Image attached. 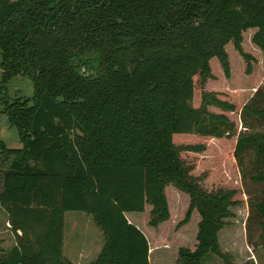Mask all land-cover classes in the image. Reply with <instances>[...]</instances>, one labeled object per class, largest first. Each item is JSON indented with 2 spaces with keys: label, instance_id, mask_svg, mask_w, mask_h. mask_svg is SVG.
Wrapping results in <instances>:
<instances>
[{
  "label": "trees",
  "instance_id": "1",
  "mask_svg": "<svg viewBox=\"0 0 264 264\" xmlns=\"http://www.w3.org/2000/svg\"><path fill=\"white\" fill-rule=\"evenodd\" d=\"M247 28L264 56V0H0V88L16 74L33 86L31 98L0 97L21 143L0 140L11 156L0 205L15 236L0 246V264H72L62 253L66 210L89 214L101 232L89 264H149L153 230L144 220L152 228L168 220L169 184L187 195L175 227L191 229L173 264H201L206 252L247 264L217 238L240 202L237 189L206 188L204 173L180 156L204 144L174 140L234 136L245 242L263 245L264 81L240 106L237 130L225 113L234 103L216 91L203 89L191 103L192 77L201 85L213 77L212 58L229 75L226 44L250 72Z\"/></svg>",
  "mask_w": 264,
  "mask_h": 264
},
{
  "label": "rangeland",
  "instance_id": "2",
  "mask_svg": "<svg viewBox=\"0 0 264 264\" xmlns=\"http://www.w3.org/2000/svg\"><path fill=\"white\" fill-rule=\"evenodd\" d=\"M252 30V28L243 30L241 41L242 48L248 51L254 58L251 61L250 72L246 73L244 71V61L232 49L231 43H229L226 44L229 61V75L227 77L222 74L220 65L215 58H212L209 62L210 72L213 77L207 78L202 85L199 83L196 74L192 77L194 84L191 103L193 105L198 104L200 91L203 89L216 91L219 97L228 99L234 103V110L225 111V113L234 121L236 130L240 128V106L251 95L254 88L261 85L264 81V56L261 55L260 51L250 41ZM32 93V81L23 74L12 76L6 84V88H0V97L6 94L8 98L18 96L31 98ZM208 108L219 111L214 106H208ZM0 140H3L10 147H18L21 144L16 127L8 122L7 116L3 112L1 101ZM174 140L176 142L193 140L204 144L202 150L197 152L181 151L180 156L184 161L192 165L191 172L193 174L204 173L206 177L204 186L206 188L226 186L237 189L235 196L240 199V202L230 207L233 214L225 218L227 220L226 224L217 231L220 249L230 253L232 260L235 262L247 261V264H264V244L252 248L245 242L244 222L247 214V202L246 194L241 192L239 174L231 155L234 136L230 138L207 136L182 138L181 135H178L174 137ZM10 159L11 156L5 155L0 147V189L2 187V173L8 166ZM165 195L170 208L168 220H164L154 228L147 225L146 220H144L145 225L153 230L151 238L148 237L149 264H173L177 246L181 245L183 241V243L188 242L185 239L183 240V237L189 236L191 231L190 228H183L181 225L175 227V222L182 216L181 212L186 206L187 195L170 184L165 187ZM139 217H147V211L140 212ZM10 225L7 213L0 205V246L5 249L15 242L14 232ZM97 231L100 232L89 214L78 210L64 211L63 255L68 260L70 259L72 264H89L100 248L95 250L98 243L97 239L99 240ZM79 250L84 251L82 257H79ZM201 264L225 263L214 253L206 252L201 259Z\"/></svg>",
  "mask_w": 264,
  "mask_h": 264
},
{
  "label": "crops",
  "instance_id": "3",
  "mask_svg": "<svg viewBox=\"0 0 264 264\" xmlns=\"http://www.w3.org/2000/svg\"><path fill=\"white\" fill-rule=\"evenodd\" d=\"M127 218H128V220H130L131 222H133L136 226H138L139 228H141L140 227V223L135 219V217H127ZM98 234H99V240L97 239V242L98 243H97V247H96L95 250H97V248H99L102 245V242H103L101 233L98 232ZM62 244H63V234H62ZM78 253H79V257H82L84 255V251H82V250H79Z\"/></svg>",
  "mask_w": 264,
  "mask_h": 264
}]
</instances>
